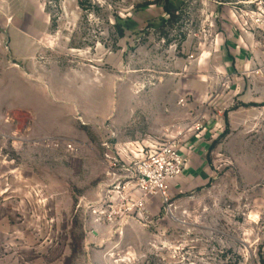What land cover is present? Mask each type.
<instances>
[{
	"label": "rangeland",
	"instance_id": "obj_1",
	"mask_svg": "<svg viewBox=\"0 0 264 264\" xmlns=\"http://www.w3.org/2000/svg\"><path fill=\"white\" fill-rule=\"evenodd\" d=\"M221 1L0 0V264L264 262V71L221 70ZM168 129L170 204L107 219L104 147Z\"/></svg>",
	"mask_w": 264,
	"mask_h": 264
},
{
	"label": "built area",
	"instance_id": "obj_2",
	"mask_svg": "<svg viewBox=\"0 0 264 264\" xmlns=\"http://www.w3.org/2000/svg\"><path fill=\"white\" fill-rule=\"evenodd\" d=\"M217 5L229 10L237 31L251 41L248 49H244L246 56L252 60L256 53L261 54L260 61L256 60V63L258 73L263 72L264 0H226L217 2ZM219 41L218 32L213 41L215 46H218ZM201 129L202 127L197 125L192 129L198 132V139L201 138ZM183 136V131L166 130L162 143L150 148L148 153L130 164L123 160L116 147H111L108 143L104 147L106 179L100 187V199L92 204L93 207L96 209L97 206H106L105 216L111 220L118 207L128 215H134L140 211L144 212L147 202L154 198H160L166 205L170 204L168 185L185 172L188 164L183 149L187 144L184 146ZM67 148L69 151L75 150L72 145Z\"/></svg>",
	"mask_w": 264,
	"mask_h": 264
},
{
	"label": "crops",
	"instance_id": "obj_3",
	"mask_svg": "<svg viewBox=\"0 0 264 264\" xmlns=\"http://www.w3.org/2000/svg\"><path fill=\"white\" fill-rule=\"evenodd\" d=\"M221 23V32L220 33V41L218 47H216L215 52L216 54L220 53V60L223 63V66L220 67L221 70L227 72V70L232 71L233 69L239 70H251L257 67V62L261 59V54L256 53L254 59L250 60L245 53L244 49H248V46L251 44V41L245 37L244 35L240 34L231 18L230 13H228L227 17L222 18L220 21ZM230 24V26L228 25ZM228 42V44H227ZM230 42L234 45V49L232 52H229L230 49ZM226 43V45H225ZM240 49H237V48ZM229 56H234L235 59L230 58ZM234 88H241V83L239 81L234 82ZM187 89V87H185ZM186 92V91H185ZM248 96V95H247ZM205 97V96H203ZM188 144L186 147H190L191 142H187ZM186 144V143H185ZM198 147H203L202 145ZM119 155L121 154L119 149L116 147ZM122 157V155H120ZM181 177V176H180ZM179 177V178H180ZM178 178V179H179ZM181 180V179H180ZM180 182V181H179ZM171 187V186H170Z\"/></svg>",
	"mask_w": 264,
	"mask_h": 264
},
{
	"label": "trees",
	"instance_id": "obj_4",
	"mask_svg": "<svg viewBox=\"0 0 264 264\" xmlns=\"http://www.w3.org/2000/svg\"><path fill=\"white\" fill-rule=\"evenodd\" d=\"M169 9L168 8H166V11H168ZM262 264H264V262H262Z\"/></svg>",
	"mask_w": 264,
	"mask_h": 264
}]
</instances>
